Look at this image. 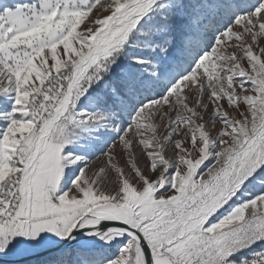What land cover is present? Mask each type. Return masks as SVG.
I'll return each mask as SVG.
<instances>
[{
    "label": "snow or ice",
    "instance_id": "1",
    "mask_svg": "<svg viewBox=\"0 0 264 264\" xmlns=\"http://www.w3.org/2000/svg\"><path fill=\"white\" fill-rule=\"evenodd\" d=\"M0 264H264V0H0Z\"/></svg>",
    "mask_w": 264,
    "mask_h": 264
}]
</instances>
